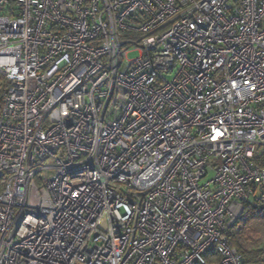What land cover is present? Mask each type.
Segmentation results:
<instances>
[{
  "label": "built area",
  "instance_id": "obj_1",
  "mask_svg": "<svg viewBox=\"0 0 264 264\" xmlns=\"http://www.w3.org/2000/svg\"><path fill=\"white\" fill-rule=\"evenodd\" d=\"M0 75V264L244 263L264 0H0Z\"/></svg>",
  "mask_w": 264,
  "mask_h": 264
},
{
  "label": "trees",
  "instance_id": "obj_2",
  "mask_svg": "<svg viewBox=\"0 0 264 264\" xmlns=\"http://www.w3.org/2000/svg\"><path fill=\"white\" fill-rule=\"evenodd\" d=\"M8 88V80L0 75V98L3 99V95ZM1 109V105H0ZM260 165H264V158L261 157L257 161ZM3 189V181L0 179V192ZM264 214V207L260 204L253 202V200L247 202V207L242 214V217L236 222V224L230 229L228 233L229 243L232 247L236 248L244 258L243 264H264V250L263 249H250L247 247L243 238L246 230L248 218H253L257 215ZM207 258L210 261L218 260L217 254L211 251Z\"/></svg>",
  "mask_w": 264,
  "mask_h": 264
},
{
  "label": "rangeland",
  "instance_id": "obj_3",
  "mask_svg": "<svg viewBox=\"0 0 264 264\" xmlns=\"http://www.w3.org/2000/svg\"><path fill=\"white\" fill-rule=\"evenodd\" d=\"M137 52H131L129 56L134 58L137 56ZM0 105L2 100L0 98ZM213 172L210 173V176ZM246 230L244 232V240L246 245L250 249H263L264 250V214L257 215L253 218H248Z\"/></svg>",
  "mask_w": 264,
  "mask_h": 264
}]
</instances>
